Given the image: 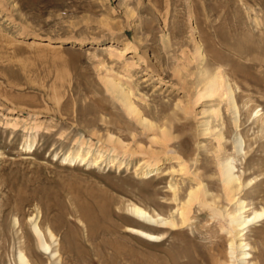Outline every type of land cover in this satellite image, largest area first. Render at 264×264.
I'll return each mask as SVG.
<instances>
[{
	"label": "rangeland",
	"instance_id": "obj_1",
	"mask_svg": "<svg viewBox=\"0 0 264 264\" xmlns=\"http://www.w3.org/2000/svg\"><path fill=\"white\" fill-rule=\"evenodd\" d=\"M198 49L229 74L237 128L225 102L219 118L211 100L196 101ZM107 81L129 91L154 126L129 115ZM255 111L264 116V0H0V264H17L18 249L48 263L29 215L57 238L50 264H229L227 239L200 207L158 239L127 231L157 232L127 207L175 215L170 184L184 195L193 174L214 176L219 129L238 174H255L247 191L262 181L241 197L264 207ZM238 133L250 142L244 158L232 147ZM79 152L85 160L63 161ZM246 241L249 264H264V217Z\"/></svg>",
	"mask_w": 264,
	"mask_h": 264
},
{
	"label": "bare ground",
	"instance_id": "obj_2",
	"mask_svg": "<svg viewBox=\"0 0 264 264\" xmlns=\"http://www.w3.org/2000/svg\"><path fill=\"white\" fill-rule=\"evenodd\" d=\"M198 53L201 55L200 62L201 63L206 62V56L203 55V53L200 52L199 49H198ZM202 66L203 68L200 67L201 72L200 71L199 72L203 80L200 84V87L196 86L197 87L195 92L197 94V97H195L196 101L200 99L202 100L204 98L211 100L212 102L211 105H214L213 108H211V110L215 114L214 116H218V117L220 116L219 105L220 103L225 102L226 108L234 116L233 123L234 126L237 128L238 122L240 121V120L238 121L239 106L236 99L237 96L235 95L237 93H235L233 87L231 86L230 83L231 80L229 78V74L224 69H222L221 65L219 64H217L214 68L209 66L207 63H204ZM108 86L110 90H112L113 92L119 95L122 105L124 106L126 112L129 115H132L136 119V121L144 127V129H150L154 126L152 122L147 117L144 116L146 114H143L140 108H138L134 104L131 97V93L129 91L123 90L122 88L121 89L118 88V86H116L114 83H111V85L108 83ZM257 112L258 111H255L254 114L256 117L255 118L256 124H258V126L261 128V131L263 132L264 116L261 117L256 116ZM218 123L220 124L219 121ZM209 129H210L209 127H206L204 129L205 135L209 134L208 133ZM161 131H162L161 132L162 139L164 141L168 140L169 134L167 133L166 129L163 128ZM211 135L213 136V134ZM242 136L240 135V133L237 134L235 142L233 143L232 147H233V151L235 152L236 155H238V157L244 158L245 156H247L246 154L248 153L247 150L250 147L249 145L250 142L246 143V140L243 139ZM213 138L216 140V146L212 148L214 154L213 158L215 159L213 160L215 161V169L209 168V172L212 171L214 173V176H211L209 178L207 177L206 179L202 175L200 176L198 174H193L192 177H190V179L188 178L190 182L187 185L188 190L187 192H185L186 194L184 195H182L179 192V190L176 189V186L170 184V188H172L170 200L173 203L176 202V204H174L175 215L171 213L165 216L155 212L154 213L150 212L149 210L137 204L134 203L130 204L127 207L129 213H131L134 217L146 223L147 225L156 227L157 232L153 233L151 231L139 229L135 227H127V231H130L132 234L133 233L139 234L143 236V238L146 237L147 239L148 238L158 239L160 237L165 236L168 232V229L174 230V228L176 227L179 226L183 227V225H186L191 219V212L194 206H197L200 207L202 210H204L210 216V218L214 220L215 225H217L219 230L223 233L222 236H224L227 239L226 242L228 243V248H226V250L227 249L228 250L226 251V254L230 257L229 264H249L252 254L250 252L251 246L246 241V237L250 228L255 223H257L258 220L264 217V207L256 208L255 206H253L254 203L252 206H250V204H248L246 200L241 196L244 192L247 191L246 188L255 178L253 177L255 174L254 172H252L253 170L251 171L252 174L251 173L245 174L244 173L245 171L243 173L240 172V174H238V171L235 170L236 159L233 156H231L229 153H227L228 149H226L227 147L225 144L224 133L222 132L221 129H219L214 134ZM245 143L247 144V146ZM26 146H27L26 148H28L29 150L32 145L28 144ZM88 153L89 152H86V154ZM80 154L81 153L79 152L74 155L72 154L65 155L63 161L73 164L76 161L85 160L83 155ZM170 158L179 161L178 167L180 172H183V174L186 173L187 176L188 169L184 160H182V158H180L179 156L170 157ZM157 160H158L157 158L152 159V161L155 162L153 166L156 164ZM211 160H209V162H211ZM154 170L155 169H149L144 174L147 175L148 173H152ZM195 172L197 171L195 170ZM261 174L263 173L261 172ZM260 182L256 183L255 181V184L252 185L251 188H254V186H257V184L259 185ZM251 188L249 187L247 192H249ZM19 196L21 197V195ZM22 200H25V198L22 197ZM83 213L85 215H88V211H86L85 209L83 210ZM27 222L30 228L29 231L31 230L30 232L32 233L33 238L35 239L34 242H36L37 248H39V250L47 254L49 257V261L47 264H50V260H54V259L58 262L60 253L59 250L57 249L58 241L53 231H51L48 227L46 231H44L41 228L38 219L33 215L32 216L29 215V217L27 218ZM14 225H18V219L16 217H14ZM95 228L96 227H94V230ZM91 229L93 230V228ZM19 237L22 240L21 236ZM22 241H20V243ZM222 257L223 255L220 254L218 256V259L220 260ZM16 262L17 264H32L29 259V256L26 254V252L23 249H18L16 255Z\"/></svg>",
	"mask_w": 264,
	"mask_h": 264
}]
</instances>
